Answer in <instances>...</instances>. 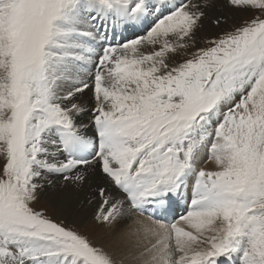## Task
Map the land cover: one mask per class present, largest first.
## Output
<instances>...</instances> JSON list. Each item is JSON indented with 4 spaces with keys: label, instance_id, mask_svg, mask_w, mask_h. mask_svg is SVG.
I'll return each instance as SVG.
<instances>
[{
    "label": "snow or ice",
    "instance_id": "6c2138e0",
    "mask_svg": "<svg viewBox=\"0 0 264 264\" xmlns=\"http://www.w3.org/2000/svg\"><path fill=\"white\" fill-rule=\"evenodd\" d=\"M226 4L197 47L213 0H0V264H264V0ZM53 176L95 182V239L33 207Z\"/></svg>",
    "mask_w": 264,
    "mask_h": 264
},
{
    "label": "bare ground",
    "instance_id": "6f19581e",
    "mask_svg": "<svg viewBox=\"0 0 264 264\" xmlns=\"http://www.w3.org/2000/svg\"><path fill=\"white\" fill-rule=\"evenodd\" d=\"M158 2H160V0H148L149 4L158 3ZM171 2H175V0H171ZM213 2L215 4V7L210 8L208 10L207 17L203 20V26L198 31V33L205 32L209 36L216 34L217 32L223 30V28L226 27L227 22H230L231 19L233 20V16L238 12L237 9L227 6L226 3L224 5L223 1L219 3L218 5H216L215 0H213ZM229 16H230V21H228ZM215 19H219L220 23L214 24L213 20ZM152 20H153V16L149 15L147 17L146 22L141 23V24H135V25L130 24L127 26L128 28L133 30V34L137 35L135 37L137 38L138 36H142V35H139L141 33H138L136 29H138V27H142L143 32H145L147 27L151 25ZM123 31H125L124 26H120V27L113 29L111 22H109L108 40L111 43L116 44L118 42L122 43V42H125L126 40L133 39L132 37L128 35H124ZM145 34L146 33H143V35ZM89 96H90V93L86 91L84 93V98H88ZM84 119L86 121L87 117H84ZM205 159H208V157H206ZM201 164H203L202 160H200V163L197 165V167L199 168ZM201 167H204L207 170H211V169L213 170L215 168V166L212 165L211 163H206L203 166L201 165ZM50 179L53 180V185L45 184L44 190L42 191L40 197L47 198V200L51 202V205H54L57 207L58 209L57 211H60L61 213L62 211H64L66 213H69V215L73 217H76L77 216L76 214H78V216H81L84 218L95 212L100 202L99 196L96 195L95 182H92L90 180L89 182H86L83 185V187L78 190H70V189L66 190L60 187L61 181L59 177L53 176V177H50ZM101 184H103V182H101ZM191 184H192V181L190 182V185H189L190 188L182 187L181 190L185 194H182L181 192H179L178 195H174L171 201H169L168 204L165 206V208H158V209L150 208L149 212L151 213L155 211L156 216L158 218L160 216L161 219H166L168 216V213H170L171 217L172 216L177 217L179 213L178 210L182 208V205L184 202V195L186 197L191 198ZM109 191L112 195H115V196L120 195V193L114 188H110ZM41 201H43L46 204V206H51L50 203H47L46 200L41 199ZM51 207L53 208V206ZM92 222H93V225H91ZM94 224L95 222L93 220L88 221L87 229L89 230V228H93ZM96 230L97 229H95V231ZM99 232L97 231L96 235L99 234Z\"/></svg>",
    "mask_w": 264,
    "mask_h": 264
},
{
    "label": "rangeland",
    "instance_id": "374dc122",
    "mask_svg": "<svg viewBox=\"0 0 264 264\" xmlns=\"http://www.w3.org/2000/svg\"><path fill=\"white\" fill-rule=\"evenodd\" d=\"M222 1H223V4L225 5L226 0H218V1L215 0V3H216V5H218ZM237 11L238 12L233 16V20L231 19V21H230V16H229L228 17V21H230V22H227L226 27H224L223 30L217 32L216 34L209 36L205 32L198 33L197 34V37H198L197 47L206 46L203 43V39L204 38L211 39V38L217 37L222 32L227 31V30L231 29L233 26L240 24L242 20L250 19L255 14L253 11L244 12V11H241L239 9H237ZM124 29H125V31H123L124 35H128V36L132 37L133 39L137 36V35L133 34V30L128 28L127 25L124 26ZM136 31L138 33H141L139 35H143V33H146V31L143 32V28L142 27H138V29H136ZM206 157H207V153L206 152L202 153L201 160L203 161V164H201V165L203 166L204 164H206L205 161H207V163H211L212 165H214L211 161H208V159H205ZM201 165H200V167H201ZM191 181H192V178H189L188 183H187V187L188 188H190L189 185H190ZM180 192L182 194H185V193H183L182 190H180ZM41 199L42 200H46L47 203H50V205H51V202L48 201L47 198L40 197L39 200L33 205V207L36 208L37 210H43L44 214L46 216L51 217L55 222L60 223L61 221H63V224H64L65 227H70V228L77 229L81 233L87 234L90 239H95V237L98 235V234L96 235V232L97 231L98 232L102 231V229H97L96 231L95 230L93 231V228H89L90 231L87 229L88 228L87 227L88 221H92L93 220V214H90L89 216H87L85 218L81 217V216H78V214H76L77 215L76 217H73V216H70L69 213H66L64 211H62V213L60 211H57L58 209L54 205H51V206H53V208L51 206H46V204L43 201H41ZM189 201H190V197H186L184 195V202H183L182 208L178 210L179 211L178 216L177 217L175 216V218H178L180 215L186 213V211H187V203ZM161 215H162V213H161ZM67 218H69V219H67ZM159 218H161V217L159 216ZM91 225H93V222H92Z\"/></svg>",
    "mask_w": 264,
    "mask_h": 264
}]
</instances>
